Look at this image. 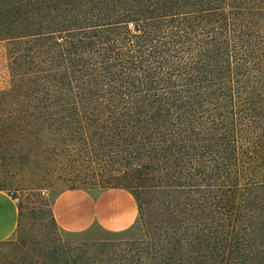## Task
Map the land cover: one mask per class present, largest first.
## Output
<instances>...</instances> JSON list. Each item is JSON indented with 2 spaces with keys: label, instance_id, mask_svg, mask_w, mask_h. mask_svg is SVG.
Masks as SVG:
<instances>
[{
  "label": "trees",
  "instance_id": "1",
  "mask_svg": "<svg viewBox=\"0 0 264 264\" xmlns=\"http://www.w3.org/2000/svg\"><path fill=\"white\" fill-rule=\"evenodd\" d=\"M1 43L0 155L129 190L144 228L24 264H264V0H0Z\"/></svg>",
  "mask_w": 264,
  "mask_h": 264
},
{
  "label": "rangeland",
  "instance_id": "2",
  "mask_svg": "<svg viewBox=\"0 0 264 264\" xmlns=\"http://www.w3.org/2000/svg\"><path fill=\"white\" fill-rule=\"evenodd\" d=\"M5 53L4 43L0 44V55ZM8 75L0 59V88L8 85ZM7 139L2 142L6 147ZM5 155H0V187L7 191L23 207L22 230L9 239L0 243V264H24L31 257L38 255L42 241L47 244L58 242L69 245L86 243L90 249L97 250L100 245H116L125 241H137L144 236V228L138 216L136 222L127 231L121 233L109 232L99 226H93L80 233H60L52 227L48 208L56 197L70 188L68 184L58 178V171L52 167L41 168L24 163L13 165L7 149ZM16 163V162H15ZM101 189H90L94 193ZM39 197H41L39 199ZM43 198V199H42Z\"/></svg>",
  "mask_w": 264,
  "mask_h": 264
},
{
  "label": "crops",
  "instance_id": "3",
  "mask_svg": "<svg viewBox=\"0 0 264 264\" xmlns=\"http://www.w3.org/2000/svg\"><path fill=\"white\" fill-rule=\"evenodd\" d=\"M58 226L69 232H83L99 226L109 232H123L136 222L139 214L133 194L114 187L92 193L85 189H68L53 204ZM19 206L7 191L0 190V241L12 237L18 227Z\"/></svg>",
  "mask_w": 264,
  "mask_h": 264
}]
</instances>
